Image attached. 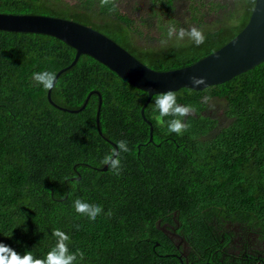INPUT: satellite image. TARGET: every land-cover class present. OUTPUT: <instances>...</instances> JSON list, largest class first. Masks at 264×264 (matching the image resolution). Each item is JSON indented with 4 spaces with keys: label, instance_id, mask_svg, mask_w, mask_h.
I'll return each instance as SVG.
<instances>
[{
    "label": "trees",
    "instance_id": "trees-1",
    "mask_svg": "<svg viewBox=\"0 0 264 264\" xmlns=\"http://www.w3.org/2000/svg\"><path fill=\"white\" fill-rule=\"evenodd\" d=\"M182 3L0 0V13L91 27L164 72L192 66L227 45L255 6V0H202L189 3L184 17ZM192 27L206 36L199 47L187 37L167 39L169 29ZM75 56L54 37L0 31V242L43 259L59 228L71 237L76 264H247L228 253L227 225H242L264 241V62L204 91L175 92L179 104L194 108L182 134L168 132L174 117L158 119L154 96L144 110L154 127L150 141L141 115L147 93L90 56L59 77L52 99L75 111L91 92L99 94L79 113L48 101L32 73L57 75ZM120 140L130 151L121 154V174L115 175L103 170L102 160ZM81 198L104 212L95 221L77 213L74 201ZM164 225L187 242L188 258L180 260L184 243L178 248Z\"/></svg>",
    "mask_w": 264,
    "mask_h": 264
},
{
    "label": "water",
    "instance_id": "water-1",
    "mask_svg": "<svg viewBox=\"0 0 264 264\" xmlns=\"http://www.w3.org/2000/svg\"><path fill=\"white\" fill-rule=\"evenodd\" d=\"M0 31L43 34L57 38L75 49L74 61L70 66L58 72L56 75L57 81L63 73L78 63L82 55H87L115 72L133 87L146 92L148 99L142 109V116L144 121L151 127L150 140L153 137L154 127L144 116V110L154 96L168 90L174 92L181 89L204 91L253 70L264 62V0H255V6L248 24L227 45L192 66L164 72L149 68L116 42L93 28L70 20L39 15L0 13ZM193 75L204 77L206 85H201L197 89L192 88L190 77ZM52 90H48V101L57 108L71 113L83 111L90 97L93 94H99L97 91L91 92L83 107L80 110L73 111L56 105L52 99ZM99 103V107H101V96ZM97 114L99 124L100 108ZM107 169V166H105L103 170ZM162 230L172 237L185 241L182 236L176 233H169L165 228H162Z\"/></svg>",
    "mask_w": 264,
    "mask_h": 264
},
{
    "label": "clouds",
    "instance_id": "clouds-1",
    "mask_svg": "<svg viewBox=\"0 0 264 264\" xmlns=\"http://www.w3.org/2000/svg\"><path fill=\"white\" fill-rule=\"evenodd\" d=\"M174 37L177 41H182L187 37L197 47L204 44L206 40L204 32L196 27H192L190 31L181 28L178 32L174 28L169 29L167 39L171 40ZM166 42L167 41H162V43ZM31 79L37 86L42 87L45 91L58 87L56 74L52 71L42 70L33 72ZM190 80L193 86L192 88L195 89L199 88L201 85H206V79L201 76L193 75L190 77ZM204 99L207 101L208 98L205 97ZM154 105L155 109L159 112L158 119L167 116L174 117L167 122L169 133L182 134L190 126L185 118L189 117L194 112V108L191 105L179 104L174 91L168 90L166 92H161V94L156 96ZM151 124L153 126L152 122ZM129 151L130 148L126 140L117 141V148L104 156L102 163L106 165L113 174L120 175L122 170L121 154L128 153ZM74 208L77 213L85 215L92 221H95L97 217L104 212L101 205L88 202L82 198L74 201ZM76 227L79 228L80 225ZM52 235L55 237V244L47 253L46 258L43 259L34 258L31 251H26L23 254L18 253L11 246L0 242V264H76L77 254L69 250V243L71 242L70 235L59 228L54 229Z\"/></svg>",
    "mask_w": 264,
    "mask_h": 264
},
{
    "label": "flooded vegetation",
    "instance_id": "flooded-vegetation-1",
    "mask_svg": "<svg viewBox=\"0 0 264 264\" xmlns=\"http://www.w3.org/2000/svg\"><path fill=\"white\" fill-rule=\"evenodd\" d=\"M164 226L166 228V225ZM227 227L230 230L228 232L230 237L227 238L228 253H231L234 257L242 258L247 264H264V241L259 239V235L253 230H247L245 227L242 228V225L239 224L234 225L229 223ZM167 231L175 233L170 230ZM176 240H179L176 243L178 248L184 243V251L181 252L182 256L179 257L180 260L188 258L189 245L181 239L176 238Z\"/></svg>",
    "mask_w": 264,
    "mask_h": 264
},
{
    "label": "rangeland",
    "instance_id": "rangeland-1",
    "mask_svg": "<svg viewBox=\"0 0 264 264\" xmlns=\"http://www.w3.org/2000/svg\"><path fill=\"white\" fill-rule=\"evenodd\" d=\"M200 1H202V0H184V3H182V6H181V10H182V12L183 11H186V12H184L183 16L185 17V16L188 15L187 10H189V6H188L189 3L195 4V3H199ZM178 17L181 19L182 15L180 14ZM178 17L176 16L175 18L178 19ZM150 32L152 33V35H156L157 34V29H154V31H150Z\"/></svg>",
    "mask_w": 264,
    "mask_h": 264
},
{
    "label": "bare ground",
    "instance_id": "bare-ground-1",
    "mask_svg": "<svg viewBox=\"0 0 264 264\" xmlns=\"http://www.w3.org/2000/svg\"><path fill=\"white\" fill-rule=\"evenodd\" d=\"M19 15V14H18ZM141 115H142V111H141ZM144 116H145V111H144ZM143 117V116H142Z\"/></svg>",
    "mask_w": 264,
    "mask_h": 264
}]
</instances>
